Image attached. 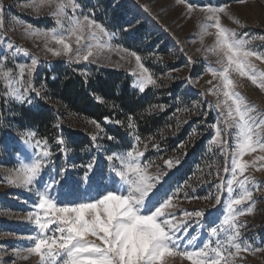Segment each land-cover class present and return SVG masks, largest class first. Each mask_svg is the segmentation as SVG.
Segmentation results:
<instances>
[{"label":"snow or ice","instance_id":"snow-or-ice-1","mask_svg":"<svg viewBox=\"0 0 264 264\" xmlns=\"http://www.w3.org/2000/svg\"><path fill=\"white\" fill-rule=\"evenodd\" d=\"M185 2L177 0V3ZM24 6L35 11L36 19L42 18L45 9L54 19L51 29L40 30L33 25L24 29L26 35L43 36L46 41L54 42L55 48L45 43L47 52L54 57H66L69 63L92 64L105 50H113L117 33L110 32L103 22H98L94 13L84 14L78 0H30ZM68 9H71V15ZM187 10L191 13L193 5L188 4ZM225 10V6L201 8L206 14L205 32L207 27L216 29L215 44L208 51L217 55V63L221 66L220 69L209 67L219 83L208 91L213 94L222 91L223 99L216 107L223 106L224 109L220 113L223 119L212 126L216 129L212 143L220 146L226 160L223 171L230 173V178L220 177L217 186L218 190H226L228 194L226 212L210 228L207 238L203 236L204 210H179L182 216L177 220L178 209L173 200L180 188L169 194L165 187L168 174L157 171L154 175L149 171L153 162L145 160L148 145H144V150L139 149L141 137L133 117L129 115L128 134L135 143L127 151L114 152L95 143L100 139L99 132L104 129L99 122L92 121L98 134L91 140L98 155L102 150L108 161L107 182L103 167L98 164V156L81 166L85 169L82 176H74L67 165L57 171L47 139H37L35 131H24L20 141L26 155L17 151V155L24 158L17 161L18 166L7 183L29 191L35 189L38 203L33 205L34 212L29 213L28 219H34L36 231L35 235L28 237L31 246L23 250L14 249L15 256L27 260L35 255L38 264H168V257L177 255L190 264H233V258L241 252L264 251L253 248V243L244 238L241 231L244 225L238 222L239 216L253 211L249 205L254 204L253 190L259 188L258 182L245 173L249 166L257 167V162L259 168H264V112L237 91L230 77V73H238L264 90V71L258 70L251 60L255 57L264 61V51L248 47L251 41L245 38L246 33L241 36L234 29L222 25L221 14ZM5 21V7L0 4V29L5 27ZM123 33L128 39H136L135 33L128 28H124ZM260 39L264 41V36ZM6 41L8 38L0 35V44ZM115 47L119 49L121 46L117 44ZM9 54L18 59V46L13 42H8L6 49H0V64L3 65L0 78L4 81V96L0 99L4 104L19 103L22 108L27 103L29 107L20 113L21 118L39 119L42 108L38 101L44 98V92L36 90L32 81L40 62L32 57L30 64H19L18 69L9 67ZM129 54L135 57L139 70L132 73L137 76L134 87L143 94L157 81L142 63L141 56L135 51ZM24 55L29 56L30 53L24 52ZM159 108L164 110L163 105ZM113 122L122 124L119 120L104 117L105 124ZM220 124L224 127L221 128ZM107 139L114 141L116 137L108 135ZM0 143L8 151V143ZM56 145L67 155L62 135L57 137ZM152 147L158 148L159 145L153 144ZM257 151L262 154L252 161L243 159L246 153ZM179 163L178 159L175 160V164ZM165 164L169 169L174 166L171 159ZM165 195L167 198L161 202ZM185 197L188 198L187 194ZM215 199L219 204L222 196L217 195ZM190 230H197V234L192 235ZM12 264L16 261L13 260Z\"/></svg>","mask_w":264,"mask_h":264},{"label":"rangeland","instance_id":"rangeland-1","mask_svg":"<svg viewBox=\"0 0 264 264\" xmlns=\"http://www.w3.org/2000/svg\"><path fill=\"white\" fill-rule=\"evenodd\" d=\"M29 2L30 0H0V4L5 7L6 16L5 27L0 29V35L8 38V41L0 44V49H6L8 42L18 46V59H14L11 54L8 56V66L17 69L19 64H30L32 57L38 58L40 63L32 82L36 90L44 92V98L38 102L42 114L50 122V128L38 129L28 119L21 118L20 113L29 107L27 103L22 108L19 103L4 104L0 99V142L8 143V151L0 143V264H12L13 260L16 264H38L35 255L23 260L13 254L14 249L23 250L31 246L28 237L35 235L36 231L34 219H28L29 213L34 212L33 205L38 203L35 189L29 191L7 183L14 168L18 166L17 161L24 158L18 156L17 151L26 155L20 141L25 130L35 131L37 139H47L54 153L53 162L57 171L67 165L74 176H82L85 169L81 166L98 156V164L103 167L107 182L106 153L101 150L98 155L91 140L93 135L98 134V129L92 123L95 120L71 115L48 90V73L53 78L58 74H73L86 82L91 78H103L115 73L128 81L130 94L133 96H144V100H155L156 104L168 100L169 104L174 105L171 118L176 121L177 130L158 139L147 138L144 143L148 145L145 160L153 162L149 171L154 175L157 171L168 174L165 177V187L169 194L180 188L178 196L173 200L178 209L177 220L182 216L179 210L205 211L203 236L207 238L210 228L226 212L228 194L226 190H218L217 186L220 184V177L230 178V173L223 171L226 160L220 146L212 143L216 135V129L212 126L223 119L220 113L224 109L223 106L216 107L218 101L223 99L222 91L218 94L208 91L219 83L218 78H213L209 67L220 69L221 66L217 63V55L208 51L215 44L216 29L207 27L205 32L206 14L201 8L208 5L225 6L226 10L221 14L222 25L234 29L241 36L246 33L245 38L251 41L248 47L264 51V41L260 39L264 36V0H186L183 4L177 3V0H78L83 6L84 14L94 13L98 22H103L110 32L117 33L113 50H105L97 62L92 64L69 63L66 57H54L45 48V43L49 47H57L54 42L46 41L43 36L26 35L24 29L28 25L40 30L54 27V19L47 14L48 10H44L42 18L36 19L35 11L24 6ZM188 4L193 5L191 13L187 10ZM68 12L72 14L71 9ZM124 28L134 32L136 39H128L123 33ZM117 44L121 46L119 49L115 47ZM131 51L141 56L142 63L157 81L156 85L149 86L143 94L134 87L137 76L132 73H138L139 70L135 57L129 54ZM24 52L30 55L26 56ZM251 60L258 70L264 71V61L256 60L255 57ZM230 77L237 91L264 112V90L238 73L232 72ZM3 96L4 81L0 78V97ZM93 97L101 100L98 94H93ZM112 110L114 121V107ZM99 123L104 131L99 132L100 139L95 143L111 148L114 152L127 151L135 143L133 137L126 143L118 139L108 141L107 136H114V129H110L104 121ZM220 127L223 128L224 125L220 124ZM61 135L66 141L67 155L60 152L56 145L57 137ZM171 138L176 139L175 149H171L169 145L164 146ZM153 144L159 147L154 148ZM261 154L259 151L246 153L243 159L252 161ZM170 159L174 164L172 169L165 164ZM177 159L179 164H175ZM228 163L230 164V158ZM72 165L76 167L72 168ZM245 175L253 177L259 188L253 190L254 204L249 205L253 207V211L239 216L238 222L244 225L241 231L244 238L253 243V248L264 249V168H259L257 162V167L249 166ZM236 192L238 194L239 189ZM55 194L54 192L53 195ZM217 195L222 196L219 204L215 199ZM166 198V195L163 196L161 202ZM190 231L192 235L197 234V230ZM168 264H190V261L177 255L168 257ZM233 264H264V251L241 252L233 258Z\"/></svg>","mask_w":264,"mask_h":264},{"label":"trees","instance_id":"trees-1","mask_svg":"<svg viewBox=\"0 0 264 264\" xmlns=\"http://www.w3.org/2000/svg\"><path fill=\"white\" fill-rule=\"evenodd\" d=\"M46 81L50 93L60 100L71 115L98 122H103L104 117H109L113 121L114 107V121L119 120L122 124L107 125L114 129V137L122 143L131 139L128 134L130 130L127 128L128 116L131 115L137 125L136 131L141 137V143L138 145L140 150H144L147 138L158 139L177 130V123L171 118L175 109L173 104H169L168 100L156 104L155 100H144V96H133L130 94L128 81L120 78L118 74L91 78L86 82L73 74H58L53 78L51 73H48ZM93 94H98L101 100H96ZM160 105L164 106L163 111L160 110ZM29 122L34 123L38 129L50 128V122L43 114L39 119ZM167 145L175 149L176 139L171 138L164 146ZM147 152L146 150V155Z\"/></svg>","mask_w":264,"mask_h":264}]
</instances>
